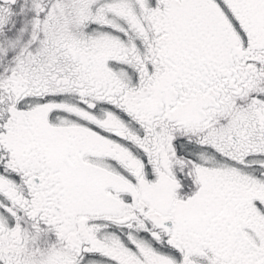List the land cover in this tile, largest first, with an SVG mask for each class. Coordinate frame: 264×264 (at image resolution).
<instances>
[{"label":"snow or ice","instance_id":"6c2138e0","mask_svg":"<svg viewBox=\"0 0 264 264\" xmlns=\"http://www.w3.org/2000/svg\"><path fill=\"white\" fill-rule=\"evenodd\" d=\"M0 264H264V0H0Z\"/></svg>","mask_w":264,"mask_h":264}]
</instances>
